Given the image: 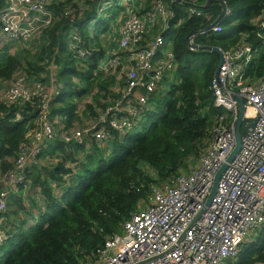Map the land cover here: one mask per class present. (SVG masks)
I'll return each mask as SVG.
<instances>
[{"label":"built area","instance_id":"1","mask_svg":"<svg viewBox=\"0 0 264 264\" xmlns=\"http://www.w3.org/2000/svg\"><path fill=\"white\" fill-rule=\"evenodd\" d=\"M56 1L65 0H6L3 4L0 0V63L4 57L15 56L26 48L32 54L43 31L56 22L51 9ZM101 1L94 4L97 19H89L85 25L87 35H82V27L75 21L90 12L85 1L80 0L76 11L66 9L64 15H71V25L65 33L66 46L79 73L87 65H93L94 56L97 71L106 76L115 73V96H111L113 99L104 111L94 106L96 116L87 113L86 97L77 111L81 121L67 124L58 115L51 114L56 86L47 74L33 78L19 69L12 79L0 81V102L8 106L37 103L39 126L38 132L29 135L22 145L13 169L0 173V215L7 214L11 197L27 193L28 171L44 148L51 143L61 144L68 156L78 154L64 165L71 172L63 176V190L76 179L75 171L81 168L78 158H83L93 143L103 147L113 140L114 134L124 137L137 131L147 112L154 108L150 102L156 100V93L159 91L162 95L178 82L173 52L175 35L167 39L166 34L181 28L182 21L171 26L175 17L172 5L184 4V1L153 0L149 6L132 5L125 17L98 33L91 27L100 24L101 15L117 5L113 0ZM222 5L223 18L230 17L231 10L226 3ZM187 16L210 18L195 2L188 6ZM220 23L190 32L185 42L188 50L196 51L195 47L203 46L204 39L219 36ZM258 27L259 45L253 46L243 38L235 47L220 49L222 65L210 89L214 107L223 113L216 116L209 146L198 165L168 185H154L146 208L124 223L121 233L105 241L94 264H235L240 246L264 227V77L252 82L246 77L249 68L264 54L263 12ZM104 42L110 47L108 51L104 50ZM55 51L56 55L59 47ZM54 63V58L51 62L45 61L46 73ZM169 80V84L164 83ZM234 96L244 103L241 149L222 174L210 206L195 220L205 208L216 172L235 147L239 106ZM227 114L232 117L230 124H224ZM20 120L16 114L14 121ZM79 147L85 151H75ZM62 190L52 184L57 197ZM6 239V234L1 232L0 244Z\"/></svg>","mask_w":264,"mask_h":264},{"label":"trees","instance_id":"2","mask_svg":"<svg viewBox=\"0 0 264 264\" xmlns=\"http://www.w3.org/2000/svg\"><path fill=\"white\" fill-rule=\"evenodd\" d=\"M5 1L1 0V4ZM182 1L184 4L172 5L175 17L171 21V26L182 21L173 40L178 82L159 95L158 100L150 102L154 108L147 112L137 131L124 137L114 134L113 140L103 147L93 143L89 152L78 158L81 168L75 171L76 179L63 190V176L71 172L64 165L78 154L70 157L63 145L51 143L49 155L44 152L38 155L36 164L28 171V180L32 176L34 187L42 186L43 199L34 204L37 214L28 210L18 198L8 203L7 214L0 215V228L7 236L0 244V264H94L105 241L121 233L124 223L140 211V204L149 202L154 185H168L195 168L192 164L200 160L209 146L216 116L223 113L214 107L210 89L219 57L208 52L190 51L186 45L181 53L179 46L190 32L216 22L221 6L217 3L208 5L214 0ZM215 1L226 3L231 16L219 22L222 28L219 36L204 39L201 44L227 50L237 46L243 38L253 46L261 43L256 34L264 0ZM89 2L90 12H93L95 3ZM192 2L203 9L206 7L204 11L210 18H188L187 9ZM68 8L76 11L77 5L69 0L51 5L56 22L42 33L48 45L34 56L26 52L4 57L0 63V81L12 79L19 69L33 78L46 75L45 61H52L56 47L60 52L71 25V15H64ZM90 12L85 13L83 19L75 20L82 27V35H87L84 28ZM91 61L93 65L85 73H75L72 68L57 71L51 114L58 115L67 124L78 119L75 114L78 101L84 95L94 93L96 87L106 89V84L102 83L111 80H101L94 69L96 57ZM246 77L250 82L264 77V54L249 68ZM78 83H83L86 88L80 90ZM111 96L114 95L107 96L101 103L92 98V107L97 103L94 106L104 111L113 99ZM36 106L37 103L8 106L0 102L1 174L13 169L28 136L38 132ZM91 112L95 117L94 109ZM16 114L20 115V121H14ZM231 121L232 117L227 114L224 124ZM76 150L85 151L83 147ZM51 156H57L61 161L48 169L53 162ZM47 170H51V180L62 190L58 197L47 183ZM1 191L0 188V194ZM31 219H39V225L28 227ZM249 239L240 246L235 264H264V227Z\"/></svg>","mask_w":264,"mask_h":264},{"label":"rangeland","instance_id":"3","mask_svg":"<svg viewBox=\"0 0 264 264\" xmlns=\"http://www.w3.org/2000/svg\"><path fill=\"white\" fill-rule=\"evenodd\" d=\"M105 1H112V0H102L101 1V3H103V2H105ZM117 5H115L112 9H110V10H107L106 11V13L105 14H102L101 15V17H100V25H95V27L94 26H92L91 27V30H96L98 33H102V32H104L105 30H106V27H107V21H108V19L109 18H112V17H114L115 15H116V12H117V6H118V1L119 0H113ZM263 13H264V11H263ZM97 16H98V14L94 11L91 15H90V21H95L96 19H97ZM118 23H119V21H118ZM154 33V31H152L151 32V35ZM176 34V31L175 30H170L167 34H166V37H167V39H170V38H172L174 35ZM67 37H68V35H66ZM115 43V42H114ZM173 43H174V41H173ZM185 39H184V43L181 41L180 42V46H179V52H181V53H183L184 52V49L186 48L185 47ZM109 45L106 43V42H104V50H106V51H108L109 50ZM26 52H28L31 56H32V54H31V52H29V49L28 48H26V49H24V51H23V53H26ZM20 53V51L18 52V54ZM22 53V54H23ZM17 54V55H18ZM56 61H57V65H55V63L54 64H50L49 66H48V71H50V72H47L46 74H47V77H51L52 78V80H53V84H54V86H56V83H57V71H58V69H59V71H63V70H68L69 68H72V70H73V72H75L76 73V71L78 72V65H77V63L74 61V59H73V57L69 54V52L67 51V46H66V39H65V41H64V43H63V45L61 46V48H60V52L56 55ZM52 60H53V58H52ZM116 81V80H115ZM119 82V81H118ZM165 84H169L170 83V80L169 81H165L164 82ZM102 84H106V86H107V88L106 89H104V90H101V89H99L98 87H96L95 88V92L94 93H91V99L93 98V99H98L99 100V102L101 103V102H104L105 101V97H107V96H110V95H114L115 96V93H114V87H115V84H116V82H114L113 80H109V81H106V82H104V83H102ZM162 93V92H161ZM161 93L158 91L157 93H156V96H155V99L156 100H158L160 97H159V95H161ZM89 101V100H88ZM94 105H98L97 103H95ZM94 107V106H93ZM90 111L92 110V108H91V105L89 106V108H88ZM87 109V110H88ZM81 120L78 118L77 119V122L79 123ZM142 121H143V119H142ZM70 124H71V122H70ZM207 145H208V142H207ZM42 152H44V153H46V154H50L51 153V149L49 148V147H46V148H44L43 149V151ZM48 155H46V156H48ZM57 160H60V158H57ZM199 162V161H198ZM198 162H194L192 165H193V167H196L197 165H198ZM57 163V161L56 162H54V163H52V164H50L49 165V167H54V165ZM191 169V168H190ZM188 172V171H187ZM27 193H24V194H22V195H18V196H16L17 198H21L22 200H23V198H24V196L26 195ZM23 196V197H22ZM14 201V200H13ZM148 201V200H147ZM147 201H146V203L144 202V203H141L140 204V208H139V210H143V209H145L146 208V206H147ZM9 204H10V201H9ZM24 205H26V203H24ZM26 217H28L27 215H26ZM34 222H35V226L34 227H36L37 225H39L38 223H39V219H35V220H33ZM30 223H31V220H29V223L27 224L28 225V227L30 226ZM0 230H1V228H0ZM250 240V239H249Z\"/></svg>","mask_w":264,"mask_h":264},{"label":"crops","instance_id":"4","mask_svg":"<svg viewBox=\"0 0 264 264\" xmlns=\"http://www.w3.org/2000/svg\"><path fill=\"white\" fill-rule=\"evenodd\" d=\"M66 1V0H65ZM64 1V2H65ZM83 1H85V4L86 5H88V3H87V1L90 3V4H92V3H96V2H98L99 0H83ZM153 0H119L118 1V6H117V12H116V15L114 16V17H112V18H109L108 19V21H107V25H111L114 21H116V20H119V19H122L123 17H125V15H126V12L131 8V6L132 5H136V6H139V5H143V4H147V6H149V4L152 2ZM64 2H61V3H64ZM73 3H75L76 5H77V7L79 6V3H80V0H76L75 2H73ZM86 13H88V12H86ZM115 41H113V43H114ZM48 44L45 42V39L43 38V36H42V34H41V37L37 40V42L34 44V47H33V52H32V56H34V55H36V54H39L40 52H41V49H42V47H46ZM22 50V49H21ZM67 51L69 52V50L67 49ZM56 52V51H55ZM23 52H21L20 51V53H19V55H21ZM24 54V53H23ZM22 54V55H23ZM70 54V53H69ZM56 57V55L54 56V58ZM46 65V64H45ZM56 65V64H55ZM90 67H92V65H90V66H86L84 69H83V72L82 73H85V71L87 70V69H89ZM94 69H95V67H94ZM95 71L97 72V74L98 75H100V78H101V80H107V79H111V80H113L114 82H115V80H116V76H115V73L113 72V73H110V74H108L107 76L106 75H104V74H102L101 72H99V71H97L96 69H95ZM78 72H79V70H78ZM82 86L83 88H79L80 90H84L85 88H86V86L83 84V83H80L79 84V86ZM88 98L87 100H89L88 102V104L86 105V112L87 113H91V111L93 110V107H92V105H91V93H89V95L87 96V95H84V97L82 98V100L83 99H85V98ZM106 98V97H105ZM81 100V101H82ZM80 100L78 101V104H77V106H76V108H75V110H76V112H75V114L78 116V118H80V114H79V112L77 113V111H78V108H79V104H80V102H81ZM95 104V103H94ZM91 105V108H92V110L90 111L89 109H88V106H90ZM82 106V105H81ZM94 106V105H93ZM88 109V110H87ZM75 120H77V119H75ZM74 120V121H75ZM55 147V146H54ZM58 157L56 156V157H53V156H51V158L50 159H52V163H54V162H56V159H57ZM60 161L61 160H59L56 164H58V163H60ZM51 163V164H52ZM50 165V164H49ZM51 167H49L48 169H50ZM48 171V173H47V177H46V179H47V183H48V185H49V187H51V189H52V184L53 183H55V182H53V180H51L52 179V177H51V174H50V171L51 170H47ZM42 178V176L40 177V179ZM29 181H30V186H29V184H28V191H27V194L24 196V198H23V200H22V202L23 203H26V206L28 207V210H31V212L32 213H35V214H37L38 213V210L36 209L37 208V205L36 206H34V204H36L37 202L36 201H38V200H42L43 199V190L41 189L42 188V186L40 187V184H38L36 187H34V185H33V182H32V176L29 178ZM56 184V183H55ZM33 187V188H32ZM43 194V195H42ZM18 195H22V192H20L19 194H17V196ZM16 197V196H15ZM23 197V196H22ZM11 199V198H10ZM9 199V201L10 202H12L13 200H18V198H12L11 200ZM12 207V206H11ZM21 214V216L23 217V214L22 213H20ZM32 224H35V222L33 221V219H31V223H30V225H32ZM2 231L0 230V233H1Z\"/></svg>","mask_w":264,"mask_h":264},{"label":"water","instance_id":"5","mask_svg":"<svg viewBox=\"0 0 264 264\" xmlns=\"http://www.w3.org/2000/svg\"><path fill=\"white\" fill-rule=\"evenodd\" d=\"M213 3H217L221 6V13L219 15V17L217 18L216 22H220L223 19V15H224V7L222 5L221 2L219 1H210L208 3V5L213 4ZM206 7H204L205 9ZM187 41V38H185V42ZM196 51L199 52H208V53H212L215 54L219 57V63L216 67V70L214 72V77L216 79H218V75H219V71H220V67L222 65V51L218 48V47H210V46H198L195 47ZM233 99L238 103L239 106V114H238V120L234 129V136H235V147L233 149V151L231 152V154L229 155V157L227 158L226 162L218 169V171L216 172L214 179H213V184H212V188L210 190L209 196L207 198L206 204H205V208H203L199 214L196 216L195 220L198 219L205 211L206 208L210 206L212 199L214 198L218 186H219V181L221 179L222 174L224 173V171L226 170L227 166L229 163H231L233 161V159L235 158V156L238 154V152L241 149V125L243 123V119H244V103L243 101L237 97L234 96Z\"/></svg>","mask_w":264,"mask_h":264},{"label":"clouds","instance_id":"6","mask_svg":"<svg viewBox=\"0 0 264 264\" xmlns=\"http://www.w3.org/2000/svg\"><path fill=\"white\" fill-rule=\"evenodd\" d=\"M228 17H226V19H227ZM223 19H225V18H223ZM223 19L221 20V21H223Z\"/></svg>","mask_w":264,"mask_h":264}]
</instances>
